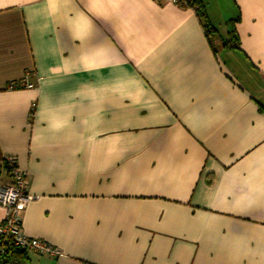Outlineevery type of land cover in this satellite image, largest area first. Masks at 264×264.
<instances>
[{"label":"crops","instance_id":"0c3cea01","mask_svg":"<svg viewBox=\"0 0 264 264\" xmlns=\"http://www.w3.org/2000/svg\"><path fill=\"white\" fill-rule=\"evenodd\" d=\"M201 1L210 38L168 0H0V182L61 252L29 264H264V0Z\"/></svg>","mask_w":264,"mask_h":264},{"label":"built area","instance_id":"2783aa9c","mask_svg":"<svg viewBox=\"0 0 264 264\" xmlns=\"http://www.w3.org/2000/svg\"><path fill=\"white\" fill-rule=\"evenodd\" d=\"M168 1L181 8L194 11L197 9V5H193L191 0ZM34 86V83L22 79L9 83L8 88H33ZM4 167L9 173L10 181L0 182V206L4 207L6 211L4 219L0 222V254L4 253L6 244H12L40 255L60 256L61 252L55 246L23 233L20 213L33 199V196L28 192V172L22 169L12 156H7L4 159Z\"/></svg>","mask_w":264,"mask_h":264},{"label":"trees","instance_id":"16d2710c","mask_svg":"<svg viewBox=\"0 0 264 264\" xmlns=\"http://www.w3.org/2000/svg\"><path fill=\"white\" fill-rule=\"evenodd\" d=\"M191 2L193 5H197V9L195 10V12L199 16V18L202 19L203 26L208 37L210 38L212 35L214 36L217 32V29L209 22L202 1L191 0ZM236 20H234L233 22H235ZM237 38L238 37L235 29L231 30L230 40L235 42ZM27 251L28 250L26 249L15 247L12 244H6L4 253L0 254V264H29Z\"/></svg>","mask_w":264,"mask_h":264},{"label":"rangeland","instance_id":"374dc122","mask_svg":"<svg viewBox=\"0 0 264 264\" xmlns=\"http://www.w3.org/2000/svg\"><path fill=\"white\" fill-rule=\"evenodd\" d=\"M217 36H219V38H221L222 40H227V35L224 34L223 32H220V35L217 34Z\"/></svg>","mask_w":264,"mask_h":264},{"label":"bare ground","instance_id":"6f19581e","mask_svg":"<svg viewBox=\"0 0 264 264\" xmlns=\"http://www.w3.org/2000/svg\"><path fill=\"white\" fill-rule=\"evenodd\" d=\"M14 90V89H13Z\"/></svg>","mask_w":264,"mask_h":264}]
</instances>
